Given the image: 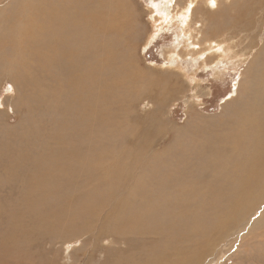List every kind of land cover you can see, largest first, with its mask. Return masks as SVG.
<instances>
[{"label":"rangeland","instance_id":"obj_1","mask_svg":"<svg viewBox=\"0 0 264 264\" xmlns=\"http://www.w3.org/2000/svg\"><path fill=\"white\" fill-rule=\"evenodd\" d=\"M263 47L264 0H0V264H264V185L230 215L223 188Z\"/></svg>","mask_w":264,"mask_h":264},{"label":"bare ground","instance_id":"obj_2","mask_svg":"<svg viewBox=\"0 0 264 264\" xmlns=\"http://www.w3.org/2000/svg\"><path fill=\"white\" fill-rule=\"evenodd\" d=\"M108 1V0H107ZM169 1V0H168ZM234 1V0H233ZM193 2V1H192ZM211 2V1H210ZM196 3V2H195ZM200 3V2H199ZM240 3H242V1L240 2ZM79 4V3H78ZM117 4L119 5L120 4V2L119 1H117ZM118 5H115L114 6V9H116V10H119L120 12L119 13H123V4H122V1H121V8H122V10H120V7L118 6ZM13 6V5H12ZM166 6V5H165ZM68 7H71L73 10V12H78V11H81L82 9L81 8H79V7H77L74 3H72V2H70L69 3V6ZM101 8V10L103 11L104 10V8H102V7H100ZM100 8H98V10L100 9ZM67 9V8H66ZM108 9V8H107ZM189 9H191V8H189ZM193 9V8H192ZM245 9H246V11L249 9V7L246 5V7H245ZM159 10V9H158ZM194 10V9H193ZM196 10V9H195ZM251 10V12H253L252 13V22H251V25H252V27H253V29H252V34H254V29H255V31H256V28L257 27H259L260 26V24H259V22H258V18H257V14H256V12H257V10L256 9H250ZM256 10V11H255ZM23 11L25 12V14H26V16H31V11L32 10H30L28 7H27V5H25L24 6V8H23ZM33 12V11H32ZM62 12H65V11H62ZM180 13V12H179ZM186 14V13H185ZM190 14V13H189ZM204 14V13H203ZM49 15V14H48ZM204 15H206V14H204ZM164 16V15H163ZM169 16V15H168ZM167 16V17H168ZM173 16V15H172ZM211 16V15H210ZM214 16V15H213ZM53 17V16H52ZM59 17V16H58ZM63 17H65V14H64V16ZM187 17V16H186ZM61 18H62V15H61ZM183 18V17H182ZM221 18V17H220ZM20 19V18H19ZM219 19V18H218ZM112 20V19H111ZM188 20V19H187ZM212 20V19H211ZM217 20V19H216ZM245 19H242L241 21H244ZM21 21V20H20ZM35 21H37V20H35L32 16L29 18V19H27V20H25L24 21V23H23V26H24V29H26L27 28V33H29L30 32V28L36 23ZM40 21V20H39ZM74 21V20H73ZM49 22V21H48ZM47 22V23H48ZM219 22V21H218ZM18 23V22H17ZM52 23V22H51ZM51 23H48L49 25L51 24ZM211 23V22H210ZM12 24V23H11ZM42 24V23H41ZM122 24V23H121ZM185 24V23H184ZM218 24V23H217ZM46 25V24H45ZM15 26V25H14ZM41 27L42 26H44V25H40ZM180 26V25H179ZM215 26H217V25H215ZM219 26V25H218ZM35 27V26H34ZM103 27H105V25H104V23H103ZM21 28V27H20ZM38 28V27H37ZM83 28V27H82ZM218 28V27H217ZM222 28V27H221ZM42 29V28H41ZM219 29V28H218ZM36 30V29H35ZM35 30H34V33H35ZM40 30V29H39ZM42 30H44V29H42ZM224 30V29H223ZM37 31H38V29H37ZM216 31H218V30H216ZM45 32H46V30H45ZM37 33V32H36ZM111 33V32H110ZM32 34V33H31ZM183 34V33H182ZM186 34V33H185ZM32 35H34V34H32ZM37 35H38V33H37ZM36 35V36H37ZM45 35V34H44ZM16 36V35H15ZM35 36V35H34ZM184 36V35H183ZM243 36V35H242ZM14 37V36H13ZM33 37V36H32ZM7 38V37H6ZM10 38V37H9ZM41 39V38H40ZM212 39V38H211ZM211 39H210V41H211ZM189 40V39H188ZM218 41V40H217ZM220 41V40H219ZM19 43H20V41H19ZM217 43V42H216ZM193 44V43H192ZM213 44H214V42H213ZM211 45V44H210ZM227 45V44H226ZM212 46V45H211ZM215 46V45H214ZM220 46V45H219ZM218 46V47H219ZM222 46V45H221ZM137 47V46H136ZM177 47V46H176ZM231 48V47H230ZM229 49V48H228ZM217 50V49H216ZM227 50V49H226ZM232 51V50H231ZM181 53V52H180ZM222 53V52H221ZM171 54V53H170ZM172 55V54H171ZM200 56V55H199ZM239 56V55H238ZM226 57V56H225ZM220 58H222V56L220 57ZM240 58V57H239ZM244 58V57H243ZM246 58H247V56H246ZM173 59V58H172ZM109 60H111L110 58H109ZM186 60H187V58H186ZM217 62V61H216ZM219 62V61H218ZM115 63V62H114ZM200 66H202V65H200ZM205 66V65H204ZM109 67V66H108ZM127 67V70L126 69H121V70H115V72H116V79L114 80V79H111L112 81H113V87H112V90H116L117 88H119V87H121L126 81H128V74H129V69H128V65L126 66ZM190 68V67H189ZM250 68H251V80H252V89H250V98H249V100H248V102L246 103V109L248 110H245L246 112H248V114H249V116H248V118H246V120H243V122L244 123H246L247 122V124H248V127H242V128H250V130L252 129V130H254V135H255V140H253L252 142H251V145L252 146H254V148H253V151H252V153L251 152H245L246 153V155L244 156L245 157V167H247V164L249 163V165H248V168L251 170V173L246 177L245 176V178H244V181L242 180H234L233 179V177H238V176H243V175H240L239 173H237V171L238 170H240V169H242V166H238L237 168H236V172H234V173H227V175L225 176V180H224V184H225V186H223V188H224V193H225V198H227L228 199V201L229 202H231L232 201V197H231V194H232V190L231 189H228V190H226V187H228V186H230V185H237V184H245L246 183V185H248V189L247 190H245L244 192H241L240 194V196L239 197H236V200H235V202L233 203V205H232V207L230 208V213H229V215L231 214V209H233V211H235L236 213L238 212V210H239V207H238V203H240V202H246V200L248 199V198H251L253 195H254V193L256 192V190L259 188V186H263L264 185V158H262V157H259V156H256L255 157V155H257V154H260V153H263V155H264V126H259V124H257L259 121H260V119H262L261 117H264V47L261 49V52H260V54H259V56H258V59L257 60H255V61H253L251 64H250ZM99 69V68H98ZM109 69V68H108ZM113 69V68H112ZM180 69V68H179ZM199 70V69H198ZM89 71H91V68H90V70ZM181 71V70H180ZM184 71V70H183ZM114 73V72H113ZM182 73V72H181ZM184 73V72H183ZM183 73H182V75H183ZM88 73H86V75H87ZM105 74V73H104ZM115 74V73H114ZM113 74V75H114ZM90 75H92V74H90ZM94 75V74H93ZM92 75V76H93ZM99 75V74H98ZM97 75V76H98ZM250 75V74H249ZM96 75L94 76V77H97ZM185 76V75H184ZM87 77H89V76H87ZM114 77V76H113ZM103 78V77H102ZM112 78V77H111ZM182 78V77H181ZM90 79V77L88 78V80ZM92 80H93V78H91ZM91 79H90V81H91ZM100 79H101V77H100ZM99 79V80H100ZM185 79V78H184ZM183 79V80H184ZM70 80V79H69ZM81 80V79H80ZM87 80V81H88ZM118 80V81H117ZM155 80V79H154ZM159 80V79H158ZM64 82V81H63ZM92 82V81H91ZM187 82V81H186ZM69 83V82H68ZM94 84L96 83L95 81L93 82ZM92 83V84H93ZM116 83V84H115ZM130 83V82H129ZM179 83V82H178ZM91 84V85H92ZM181 84V83H180ZM68 86V85H67ZM72 86V85H71ZM95 86V85H94ZM83 87V86H82ZM93 87V86H92ZM168 87H171V86H168ZM179 88V87H178ZM64 89V88H63ZM101 89V88H100ZM184 89V88H183ZM81 90V89H80ZM94 90V89H93ZM66 91V90H65ZM70 90H68V92H69ZM66 93V92H65ZM64 96H66L67 97V95H65L64 94ZM86 96H89V95H86ZM95 96V95H94ZM148 97H149V95H148ZM167 97V96H166ZM84 98V97H83ZM147 98V97H146ZM172 98V97H171ZM166 100H167V98H166ZM192 100V99H191ZM66 101V100H65ZM69 101V100H68ZM88 101V100H87ZM90 101V100H89ZM156 102V101H155ZM155 102H154V104H155ZM86 103V102H85ZM63 104V103H62ZM156 105V104H155ZM65 108V107H64ZM236 109V108H235ZM72 111V110H71ZM243 111V110H242ZM241 115V114H240ZM261 116V117H260ZM239 117V116H238ZM61 118V117H60ZM87 118V117H86ZM69 122H71V121H69ZM66 123V122H65ZM238 123V122H237ZM81 125V124H80ZM76 126V125H75ZM82 127V126H81ZM70 128V127H69ZM242 128H240V130L239 131H237L236 132V134H235V136L236 137H238L239 135H240V133H243L242 132ZM238 129V128H237ZM76 130V129H75ZM236 131V130H235ZM234 131V132H235ZM246 140H249L250 141V138H248V137H246ZM235 141V140H234ZM233 141V143L232 142H230L229 141V144H227L226 143V145H224L223 146V149H228V151H235V150H237L238 149V144L237 143H235ZM240 143H241V141L240 140H238ZM249 148V147H248ZM227 151V150H226ZM225 153V152H224ZM250 153H251V155H250ZM102 154V153H101ZM228 155V154H227ZM231 159V158H230ZM239 160V159H238ZM98 161V160H97ZM96 162V161H95ZM206 162V161H205ZM229 162H231V161H229ZM240 162V161H239ZM256 162H258V165L256 164ZM97 163V162H96ZM118 164V163H117ZM128 164V163H127ZM209 164V163H208ZM213 165V164H212ZM238 165V164H237ZM124 166V165H123ZM126 167V166H125ZM128 167V166H127ZM130 167H132V166H130ZM124 170V169H123ZM127 170V169H126ZM130 170V169H129ZM244 173V172H243ZM129 174V173H128ZM213 174V173H212ZM110 179V178H109ZM119 180V179H118ZM189 181V180H188ZM188 181L187 182H183L182 183V186H184V184H186V183H188ZM140 183H142V182H140ZM139 184V183H138ZM181 184V183H180ZM189 184V187L187 188V189H185V191L188 193V195L189 194H191V195H189L190 196V198L191 199H193L194 197H196L197 195H198V185H197V183H196V181H194V183L193 182H189L188 183ZM116 185V184H115ZM98 187V186H97ZM107 186H105V188H106ZM240 188V187H239ZM134 192V191H133ZM167 192V191H166ZM135 194V193H134ZM139 194V193H138ZM239 195V194H238ZM138 196V195H137ZM157 196V195H156ZM257 195H255V197H256ZM146 197H147V195H146ZM234 197V196H233ZM139 198V197H138ZM150 199H152V198H150ZM234 199V198H233ZM154 200V199H153ZM159 200V199H158ZM226 200V199H225ZM251 200V199H250ZM257 200V199H256ZM157 201V200H156ZM151 202H153V201H151ZM162 202V201H161ZM251 202H253V201H251ZM163 203V202H162ZM247 203V202H246ZM39 204V203H38ZM248 204H250L249 202H248ZM255 205V204H254ZM254 205H252V206H254ZM146 206V205H145ZM172 206V205H171ZM251 206L250 205H246L245 206V208H249V209H252V208H250ZM147 208V207H146ZM180 209V208H179ZM247 210V209H246ZM138 211V210H137ZM142 211V210H141ZM199 211H201V209H199L197 212H199ZM143 212H144V210H143ZM148 212V211H147ZM156 212V211H155ZM212 212V211H211ZM247 212V211H246ZM139 213V212H138ZM145 213V212H144ZM149 213V212H148ZM154 213V212H153ZM167 213H168V211H167ZM242 213V212H241ZM179 214V213H178ZM184 214V213H183ZM216 214V213H215ZM219 214H220V212H219ZM181 215V214H180ZM221 215V214H220ZM179 215H177V217H178ZM189 216V215H188ZM225 216V215H224ZM234 216V215H233ZM187 217V216H186ZM216 217V216H215ZM218 217V216H217ZM180 218V217H179ZM185 218V217H184ZM258 218V217H257ZM198 219V218H197ZM220 219V218H219ZM239 219H241V218H239ZM172 220H174V219H172ZM178 220V219H177ZM180 220V219H179ZM182 221V220H181ZM189 221V220H188ZM192 221V220H191ZM234 221H238V220H234ZM176 222V221H175ZM183 222V221H182ZM197 222H198V220H197ZM197 222H195V223H197ZM225 222V221H224ZM230 222H232V221H230ZM129 223V222H128ZM174 223V222H173ZM172 222H169L168 223V225L167 226H169L170 228H173V227H175L176 225H178V224H180V222L178 221L176 224H173ZM234 223H236V222H234ZM187 224V223H186ZM191 224V223H190ZM200 224V223H199ZM134 225V224H133ZM188 225V224H187ZM195 225V224H194ZM197 225H198V223H197ZM227 225H229V224H227ZM193 226V225H192ZM191 227V226H190ZM194 227V226H193ZM199 228L198 229H195L196 231H198V232H200V234H201V236H203L204 237V241H205V243L206 244H209L212 240H216V241H218V239L220 238V236H221V233L219 234V235H217V234H214L216 231H219V230H221L224 226H223V224L220 222V221H214V223H212V224H206V223H204V224H200L199 226H198ZM261 227V226H260ZM189 228V227H188ZM124 229V228H123ZM194 229H193V231H194ZM261 230V229H260ZM189 231V230H188ZM196 231H194V232H192V234L193 233H195ZM191 232V231H190ZM258 232V231H257ZM140 234V233H139ZM129 236H131V235H129ZM153 236V235H152ZM195 236V235H194ZM200 236V237H201ZM155 237V236H154ZM197 237V236H196ZM198 238V237H197ZM200 239H202V238H200ZM130 240V239H129ZM121 241V240H120ZM135 241V240H134ZM107 244V243H106ZM135 244V243H134ZM203 244V243H202ZM140 245V244H139ZM149 245V244H148ZM195 245V244H194ZM156 246V245H155ZM163 246V245H162ZM210 246V245H209ZM166 247V246H165ZM164 247V248H165ZM206 247H208L207 245H206ZM216 247V246H215ZM131 248V247H130ZM135 248V247H134ZM202 248V247H201ZM205 248V247H204ZM211 248V247H210ZM154 249H155V247H154ZM195 249V248H194ZM200 249V248H199ZM153 250V249H152ZM156 250V249H155ZM160 250H164V249H160ZM167 250V249H166ZM206 250H207V248H206ZM160 252V251H159ZM211 252V251H210ZM155 253V252H154ZM161 253V252H160ZM206 253H208V252H206ZM205 253V254H206ZM116 254V253H115ZM119 254V253H118ZM128 254V253H127ZM153 254V253H152ZM169 254V253H168ZM197 254V253H196ZM199 254V253H198ZM158 255V254H157ZM160 255V254H159ZM164 255H166V254H164ZM173 255V254H172ZM202 255V254H201ZM129 257H131V255L129 256ZM137 257V256H136ZM166 257H167V255H166ZM195 257H197V256H195ZM122 258V257H121ZM150 258V257H149ZM155 258V257H154ZM159 258V257H158ZM157 258V259H158ZM193 258V257H192ZM200 258V257H199ZM156 259V258H155ZM164 259V258H163ZM189 259V258H188ZM143 260V259H142ZM146 260V259H145ZM155 261V260H154ZM164 262V261H163ZM197 262H198V260H197ZM149 263V262H148ZM154 263H156V262H154ZM161 263V262H160ZM177 263V262H176ZM198 263H200V262H198ZM126 264H132L131 263V261L130 260H127L126 261ZM134 264H140L139 262H134ZM151 264V263H150ZM157 264V263H156Z\"/></svg>","mask_w":264,"mask_h":264}]
</instances>
